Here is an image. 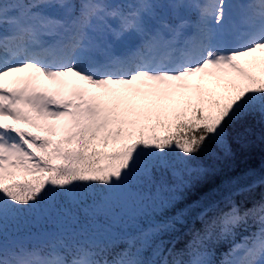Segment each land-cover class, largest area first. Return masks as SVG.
Masks as SVG:
<instances>
[{"label": "snow or ice", "instance_id": "1", "mask_svg": "<svg viewBox=\"0 0 264 264\" xmlns=\"http://www.w3.org/2000/svg\"><path fill=\"white\" fill-rule=\"evenodd\" d=\"M257 128L264 0H0V264H264V177L181 207Z\"/></svg>", "mask_w": 264, "mask_h": 264}, {"label": "trees", "instance_id": "2", "mask_svg": "<svg viewBox=\"0 0 264 264\" xmlns=\"http://www.w3.org/2000/svg\"><path fill=\"white\" fill-rule=\"evenodd\" d=\"M196 160L205 167L214 163L215 171L209 173L205 180L191 190L189 197L181 202V207L193 205L197 201L214 202L220 199L222 194H227V186L231 181L239 179L240 184L243 185L251 182L253 179L264 177V139H261L260 130L257 128L256 136L247 147L241 148L238 145H233L232 156L221 160H214L207 154H201L196 157ZM250 172L255 173V175H248ZM262 193H264V185L257 187L251 194L238 196L237 200L243 201L245 197L249 200L253 197L259 198ZM193 219L197 227L202 226L198 219L195 217ZM40 227H51V225L47 223L43 225L34 224L28 220H22L19 223L20 234L25 237L30 233H35ZM25 243L31 245L33 241L29 239ZM223 248H226V245H221V250Z\"/></svg>", "mask_w": 264, "mask_h": 264}, {"label": "rangeland", "instance_id": "3", "mask_svg": "<svg viewBox=\"0 0 264 264\" xmlns=\"http://www.w3.org/2000/svg\"><path fill=\"white\" fill-rule=\"evenodd\" d=\"M233 2H235V0H233Z\"/></svg>", "mask_w": 264, "mask_h": 264}]
</instances>
